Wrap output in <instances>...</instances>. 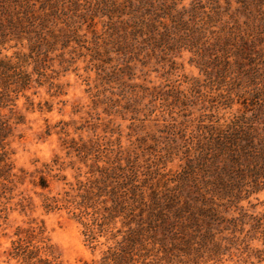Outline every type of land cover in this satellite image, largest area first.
Returning <instances> with one entry per match:
<instances>
[{"label":"trees","instance_id":"trees-1","mask_svg":"<svg viewBox=\"0 0 264 264\" xmlns=\"http://www.w3.org/2000/svg\"><path fill=\"white\" fill-rule=\"evenodd\" d=\"M79 50L119 90L123 105L110 100L109 110L143 132L127 148L119 139L115 149L99 139L75 146L80 159L102 163L89 166L75 204L79 221L89 215L86 241L97 231L113 243L100 264H221L237 254L264 263L253 246L264 244L255 211L264 190V0H0V174L13 176L8 117L18 99L32 110L28 91L47 85L59 95L65 56ZM183 53L197 70L186 89L137 82L136 68L151 62L173 76ZM27 231L29 240L42 233ZM28 243L19 238L14 249ZM42 249L50 253L45 244L30 258Z\"/></svg>","mask_w":264,"mask_h":264},{"label":"rangeland","instance_id":"rangeland-1","mask_svg":"<svg viewBox=\"0 0 264 264\" xmlns=\"http://www.w3.org/2000/svg\"><path fill=\"white\" fill-rule=\"evenodd\" d=\"M82 33L90 41L91 36L84 26ZM14 51L3 53L11 55ZM65 59L69 63L58 76L62 86L60 94L52 96L53 90L49 91L47 85L32 89L26 95L34 108L28 109L25 100L19 98L16 116L8 117L13 131L7 142L14 169L11 171L13 176L0 174V264H100L103 252L113 246L97 231L93 243L86 241L82 223H88L89 215L80 221L77 218L78 196L92 179L90 171L93 169L89 166H101L102 163H95L93 156L80 159L74 151L75 146L99 139L101 143L110 142L115 149L119 139L122 148H127L143 132L129 128L130 123L114 113L117 107L109 110L107 103L111 104L110 100L123 105L120 92L111 84L101 83L94 67L97 63L91 61L87 51L79 50L76 54L66 55ZM177 62L182 68L173 76L164 74L152 62L144 68L137 67V82L163 88L178 80L181 88L186 89L189 85L182 83L184 77H197V70L188 63L186 53ZM51 66L55 71L63 69L57 66L56 60ZM37 103H41V109ZM3 114L9 115L6 111ZM145 130L155 131L151 127ZM41 179L46 183L45 188L39 186ZM255 211L264 217V190L257 195ZM86 212L90 213V210ZM37 228L42 230L41 235L29 240L27 230ZM19 238L29 242L25 253L14 249ZM41 238L44 244L39 242ZM45 244L50 247V253L42 249L35 258H30L31 250ZM253 246L264 252L261 242L255 241ZM244 258V254H237L232 259L225 257L221 264H243ZM247 262L256 264L254 258Z\"/></svg>","mask_w":264,"mask_h":264}]
</instances>
